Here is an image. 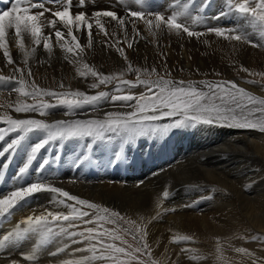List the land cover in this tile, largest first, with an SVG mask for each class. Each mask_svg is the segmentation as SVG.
Segmentation results:
<instances>
[{
    "label": "bare ground",
    "instance_id": "1",
    "mask_svg": "<svg viewBox=\"0 0 264 264\" xmlns=\"http://www.w3.org/2000/svg\"><path fill=\"white\" fill-rule=\"evenodd\" d=\"M134 1L136 2V0ZM148 1L150 3V0ZM1 2L4 3V10L11 7V3L8 0H1ZM34 2L40 1L34 0ZM225 2L227 5V0ZM43 3H45L46 7L55 10L57 6L62 5L63 0L55 1V3ZM122 3L120 0H86V6L81 8L78 6V0H73L72 12L85 11L90 16L94 10H113L119 16L127 18V14L122 13ZM125 3L127 2L125 1ZM130 3L127 4L131 5ZM159 4H163V2ZM144 5L145 2L143 4L135 3L132 10L142 11L145 7ZM152 5L153 7L151 8L154 9L155 6L153 3ZM170 5L173 4L170 3ZM170 5L163 4L158 11H161L166 16L172 9H168L171 7ZM124 6L125 4H123V8ZM173 9L175 10V8ZM34 11H41V9H34ZM208 13L206 16L207 20L205 19L209 23L208 26L216 25L221 19L224 20L225 18L222 16L219 19H213L217 13L215 11ZM232 13L240 15L234 10ZM46 17L51 18V14H46ZM106 20H110V18H106ZM208 26L206 25L205 28ZM57 27L61 28L66 34L67 30L63 29L62 25L58 23ZM136 27L140 35L134 37V51H129L124 46L123 32L117 28L115 22H111L109 25L110 32L113 28L117 32V36L111 39H121L119 46L125 50L134 67H140L141 69L148 68L149 70L152 67H156L160 76H165V78L175 81L192 82L195 86L206 90L207 88L200 84V81H235L238 86L246 90L247 88L259 90L260 94L254 93V95L264 97V90L259 87L260 85L249 83L248 80L231 75L233 69H239L241 65L260 72L264 71V54L262 55L257 49L247 44L226 45L227 43H223L221 37H217L215 34L191 38L186 37L184 34L178 35L175 32H168L165 28L163 31H158L156 36H152L149 34L147 26L142 20L137 21ZM127 29L129 41L131 39L133 41L131 23L127 25ZM52 31V29L47 27L44 29L45 34ZM92 32L93 45L91 48L86 47L84 53L85 61L90 66H95L98 71L104 74L116 73L119 75L120 71L127 68L126 62L114 48L106 47L104 43H101V41L106 40L110 42V38L99 34L95 27H93ZM77 35L80 36L81 44L87 45L88 38L86 33H77ZM67 40L70 41L71 38L68 37ZM205 41H208V43H205ZM50 42L53 44V52L51 54L43 48V43L36 46L32 44L30 39L25 40L26 48H36V52L28 58L27 62V67L31 68V76L27 75L24 56L19 50L15 39H11L8 42V47L15 64L8 65L3 57L2 50H0V75L15 76L17 78L16 81L0 80V104L10 101L14 105L19 101H25V99L37 100L36 98L42 97L22 96L14 91L15 88L20 87L15 86V84H11L13 87H8V83L10 82L18 84L17 81L21 74L14 72L17 66L25 68L24 78L27 85L35 81L40 87L49 90H79L84 91L86 94H91L92 91L97 92L104 88V85H101L98 89L89 88L91 83L96 82L95 79L91 76L87 78L78 76L76 67L79 65H74L64 59V53L56 43L54 36ZM219 74L228 75V78H218ZM124 78L135 80L136 76L135 73L129 77L125 74ZM152 78H155V74ZM61 82H63V88L59 86ZM108 87H111L112 93H119L121 91L142 93L145 91L142 85L131 89H128L127 86L116 89L115 81L109 84ZM108 87L106 89L109 90ZM26 90L31 91V88L27 87ZM112 93L110 92V94ZM58 99L61 98L49 97L48 100L56 102ZM133 102L130 103L133 104ZM116 104L118 107L123 108L121 102H116ZM107 105L106 101L99 103L95 107L86 105L82 109L67 115L65 114L67 109L64 106L48 109L47 113L43 115L38 112L16 113L12 108L0 107V115L7 112L14 119L33 118L54 123L55 121L72 117L74 114L95 116L102 112H107L111 108ZM124 107L128 109L127 111L133 110L130 107ZM168 119L170 117H162L159 121H166ZM224 125L222 126L220 123L212 125L198 124L195 127H185L155 137H152V135L141 136L132 141L133 150L129 155H127V152V156L117 165H107V162H103V154L107 142H109L108 146H116L118 143L121 144L120 142L124 141L123 137L119 138L120 140L118 141L113 139L103 141L93 137L64 139L65 143L68 142L69 144L70 142L72 146H75L76 143L91 144L89 149L91 148L90 150L94 151L95 160L91 166L88 162L87 170L86 168L82 170L83 164L87 161L73 166L75 161H67L69 158L67 160L63 158L65 161L62 160L60 162L53 160L55 147L52 146V141H54L52 140L47 144L50 150L49 157L53 160L46 164V167H49V170H51L49 175H45V173L43 175L39 171L44 158L42 155L37 154V158L33 161L28 171L31 175H27L30 181L24 182L27 185L33 182H43L55 187L60 186L78 198L88 200L97 205L111 204L113 208L126 211L136 220L147 225L145 229L147 231V243L152 248L153 256L161 264H192L191 261L185 260L183 254L179 253V245H182V242H172L174 236L186 233L211 235L214 243L218 242L217 248L211 249L215 253L211 254L215 255L221 264H264V240H262L264 237V130L239 128L228 124ZM6 127V123L0 122V128ZM176 133L180 139H172ZM17 135L18 133L4 132L5 138L4 140H0V150H3L7 143H10ZM166 135V138L170 140L169 143L166 146L162 144L160 147H156L155 143L157 139L163 141ZM183 135L186 138H183ZM33 137L36 139H31ZM150 137L152 138V143L149 145L148 139ZM42 138H45V133L42 130L28 133L25 135V139L21 141V146L24 147L23 155L18 156V153H16L15 159H12V161L9 158L11 151L4 156H0V198L16 188L26 186L22 185V177L17 178V173L19 168L27 161V154L33 143H38ZM62 142L64 143V141ZM58 143L57 145H59ZM111 148L113 149V147ZM17 149L15 151H19L20 148ZM84 151L87 150L83 148L79 157L84 155ZM66 152L70 151L67 150ZM88 155L90 156L89 153ZM64 157L66 156L64 155ZM111 157L112 159L115 158V156ZM92 158L90 156V159ZM255 162L257 164L261 163L262 166L255 169L253 164ZM66 165L70 167L72 172L76 170L77 175L73 177L72 173L68 174L70 179L67 180L70 181H66L68 182L66 184L63 183L64 180L61 177L60 180L56 179L54 181L53 178H56L58 173L56 176H52V170L57 167L64 168L63 166L66 167ZM91 167L95 169L90 170ZM104 170L113 171V175H109V173L104 174ZM64 172L67 173L66 170ZM63 173L61 174L63 175ZM90 173H94L95 175L91 176ZM154 178H157V180L153 183L151 180ZM201 178H204L206 182L211 181L213 184L215 183L216 186L214 187L211 183L205 184ZM192 181L198 183V187L202 188L201 195H195L197 201L198 198L202 199L205 196H213V198L210 201L202 200V203H190L189 201H191L192 197L189 198L188 191L182 189V183ZM165 190L169 192L167 199L163 198ZM203 190L211 192V195H205ZM57 195L51 191H42L22 201L12 211L11 215L6 219L0 220V239L11 231L23 218L29 215H39L46 211H62L67 213L70 210L67 204H73L74 202L66 201V204L56 206L52 204V201H57ZM158 196L162 201L160 208H157L155 204ZM77 207L80 206L77 205ZM157 216V219H153V217ZM74 224L84 225L81 221H74ZM64 226L67 227V224ZM129 230L132 231L131 228ZM252 235H256L258 240H250L249 237ZM68 240L70 239L67 236H57L47 244L38 245V236L30 234L23 240L9 241L3 247H0V264H12L13 261L18 262V264H62L66 259L78 258L85 253L81 252L69 255L79 246V243H69ZM220 241H225V244L221 245ZM65 245H68L65 251L57 255H51V253L56 252L57 248H64ZM237 248H245L248 250V253L237 252ZM33 253H35L36 258L32 261L27 260L26 257ZM214 260L216 259L214 258Z\"/></svg>",
    "mask_w": 264,
    "mask_h": 264
},
{
    "label": "snow or ice",
    "instance_id": "2",
    "mask_svg": "<svg viewBox=\"0 0 264 264\" xmlns=\"http://www.w3.org/2000/svg\"><path fill=\"white\" fill-rule=\"evenodd\" d=\"M11 7L7 10L0 9V50L8 65L15 64V61L10 53L8 42L15 39L19 50L23 53L27 75L31 76V68L27 67L28 58L33 56L36 48H26L25 40L30 39L32 44L39 46L43 43V48L51 54L53 52V44L50 42L54 36L56 43L64 53V59L76 67V73L82 78L89 76L93 77L96 82L89 85L91 89H98L101 85H109L116 82L118 89L127 86L128 89L137 86H144L145 92L139 96L133 94H112L111 102H121L122 106L130 107L133 110L124 112H107L103 119H77L73 121L58 120L54 123L45 122L43 119H14L5 112L0 115V122L6 123V128H0V140H4V132L18 133L16 138L0 150V156H4L8 152H14L21 141L25 139V135L36 130H42L45 133V138L30 148L27 154V161L19 168L17 178L22 177L30 168L33 161L37 158V154L52 140L59 139H79L81 137H98L104 139L107 133L121 135L125 143H132L134 139L141 136H158L164 135L171 129L184 127H195L198 124L212 125L220 123L221 125L228 124L239 128L260 129L264 130V97L256 96L247 91L243 87L236 84L235 81H219L199 83L207 88L205 91L198 88L192 82L175 81L165 78L158 74L157 68L152 67L141 69L134 67L129 60L126 52L121 48L119 39H111L117 36L116 29L109 31L111 22H115L124 35V42L131 48L133 46L134 37L140 35L136 27L137 21L142 20L147 26L148 32L152 36H156L158 31H163L165 28L168 32H175L178 35L187 34L188 37H201L207 34H215L217 37H223L229 41L248 43L253 47L260 45L255 44L250 40L249 36L240 30L239 27L225 28L221 26L206 27V31L193 30V25L200 22L201 16L193 15L197 9L192 5L195 0H176L175 5L171 7L178 9L171 11L170 15L165 17L161 11H138L127 9V18L119 16L113 10H94L89 16L85 11L72 12L73 0H63L62 5L53 8L46 7L43 2H34V0H8ZM55 3V0H53ZM207 6L210 0H201ZM136 3L143 4V0H136ZM255 4L253 7L252 4ZM228 11L219 12L213 19H219L231 13L233 10L242 17L250 16L252 21L257 23L259 31L264 34V0H227ZM78 6L83 8L86 6V0H78ZM41 9V11H34ZM205 8H200L198 11L203 13ZM51 14V18H47L46 14ZM151 17V18H149ZM110 18V20H106ZM135 18V19H132ZM187 19H191V25L187 23ZM62 25L66 29V34L57 24ZM132 24L133 41H129L127 25ZM45 27L52 29V32L45 34ZM95 27L99 34L109 41H101L106 47L115 48L118 54L124 59L127 68L116 73L104 74L98 71L95 66H90L84 59L85 49L91 48L93 45V32ZM14 31V35H13ZM77 33H86L88 42L87 45H82L80 36ZM71 40L68 41L67 38ZM208 43V41H205ZM244 72H250L248 68L240 66ZM14 72L20 73L18 84L20 87L14 91L25 97H63L58 99L57 103H26L17 102L14 105L16 113L38 112L41 115L45 114L46 110L64 106L67 109L65 113L70 114L82 109L84 106L95 107L99 102L108 99L110 93L108 91H98L94 95L86 94L84 91H54L47 88H42L32 81L30 85L26 84L24 78L25 68L15 67ZM125 72L135 73L136 79H125ZM155 78L153 79V75ZM256 75V73H250ZM167 75V74H166ZM264 77V72L259 73ZM0 80H14L15 76L0 75ZM249 83H257L255 80L248 81ZM60 88H63V82L60 83ZM27 87L31 91L26 90ZM135 101L134 104L130 103ZM0 107L12 108L13 104L6 101L0 104ZM162 117L173 118L171 123L163 126H156L155 122ZM255 117V118H253ZM88 147H91L89 144ZM90 160V156L83 155L75 161L76 164H83ZM123 157L119 151L115 153V158H110L107 165H117L121 163ZM49 163L48 158H44L40 168H43ZM51 191L58 194L59 203L66 204V201H72L73 204H67L70 209L67 213L62 211H46L39 215H29L23 218L15 227L0 239V247H3L9 241H19L28 237L30 234L38 236V245L47 244L50 240L57 236H67L73 244L87 242L85 248H75L73 253L88 252L91 255H81L78 258L66 259L62 264H90L94 260H111L113 264H128L126 260L121 259V256L129 257L137 261V264H146L140 256L147 255L151 258L152 252L147 243V231L140 234V229L137 228V233L133 234V239H137L139 235V246L133 249L130 253L127 248L118 246L114 242L124 241L115 230L103 228L101 222L116 223V217L120 214L116 211L101 208L100 205L89 202L88 200L78 198L71 195L59 187L52 186L43 182H33L25 187H19L11 191L7 195L0 198V220L6 219L11 215L12 211L28 197L33 194ZM169 192H163V198L167 199ZM161 199L158 196L155 204L157 208L161 206ZM79 205L80 207H77ZM93 210L92 212L84 211L83 208ZM174 211V209H172ZM92 215L93 220H88L86 217ZM159 215V214H158ZM153 217V219H157ZM122 219V217H121ZM74 221H81L84 225L95 222L97 228L85 227L82 231H70L77 227ZM67 224V227L64 225ZM76 237L81 239L77 240ZM190 236L184 235L173 237V242L190 241ZM253 240L258 239L257 236L252 237ZM94 241V243H93ZM68 245L64 248H57L56 252L51 255H57L65 251ZM131 248V245H128ZM219 247V246H218ZM185 251V249H182ZM237 252L248 253L245 248H237ZM99 253V255H97ZM35 253L28 255L27 260H34ZM195 258V257H194ZM12 264H18L13 261ZM152 264H157L155 260Z\"/></svg>",
    "mask_w": 264,
    "mask_h": 264
},
{
    "label": "rangeland",
    "instance_id": "3",
    "mask_svg": "<svg viewBox=\"0 0 264 264\" xmlns=\"http://www.w3.org/2000/svg\"><path fill=\"white\" fill-rule=\"evenodd\" d=\"M121 1V3H122V13L124 14H127V10L126 9H128V8H130L131 7V9H132V7H134V4L136 3L134 0H125L127 3H130V1H131V5H128L127 3H125V1L123 0H120ZM167 0H150V3H148L149 1L148 0H143V2H145V7H144V9L142 10V11H146L147 10V8H148V10L147 11H157V10H159L161 7H162V5L164 4V5H167L168 4V6L170 5V3L171 4H173V5H175L176 4V0H168L167 2H166ZM171 1V2H170ZM163 2V4H159V3H162ZM183 2H187V0H183ZM234 2H237V0H234ZM132 3H133V5H132ZM147 3V4H146ZM152 3L154 4V9L153 8H151V7H153V5H152ZM156 3V4H155ZM167 3V4H166ZM123 4H125V6H124V8H123ZM138 4V3H137ZM127 5V6H126ZM150 5V6H149ZM157 5V6H156ZM198 5V6H197ZM130 6V7H129ZM168 6H166L167 8H168ZM171 6V5H170ZM252 6L254 7L255 6V4L253 3L252 4ZM127 7V8H126ZM147 7V8H146ZM192 7L193 8H195V9H197V11L196 12H193V15H199V16H201V20H200V22L198 23V24H196V25H193V30H196V31H206V28H205V26L207 25H209V23H207V21H205V19H206V16L209 14L208 12H210V11H212V12H214L215 11V13H219V12H221V11H225V12H227L228 11V4L226 5V2H225V0H210V3H208L207 4V6L205 7V5L201 2V0H195V3L192 5ZM210 7V8H209ZM146 8V9H145ZM151 8V9H150ZM170 8H172L173 9V7H169L168 9L170 10ZM200 8H205V10H204V12L203 13H200L198 10L200 9ZM150 9V10H149ZM168 9H167V11H168ZM172 9L170 10V11H172ZM209 11H208V10ZM174 10V9H173ZM175 10H178V9H175ZM208 12H207V11ZM146 11V12H147ZM169 11V14H171V12ZM169 14H167V15H169ZM166 15V16H167ZM165 16V17H166ZM225 18H224V20H225V22H224V20L223 19H221L220 20V22L219 23H217L216 25L217 26H221V27H225V28H233V27H239L240 28V30L241 31H243L245 34H247L248 36H249V38H250V40H252L255 44H257V45H260V46H257V47H253V46H251L250 44H248V43H243V42H236V41H229V40H227V39H225V38H223V37H221V39L223 40V43L225 42V44L226 45H231V44H236V45H240V44H247V45H249L250 47H253V48H255V49H257L262 55L264 54V34H262L260 31H259V26H258V24L257 23H255V22H253L252 21V18L250 17V16H247V17H242V16H240V15H236V14H234V13H229V14H227V15H225L224 16ZM207 20V19H206ZM225 24H224V23ZM187 23L188 24H190L191 25V19H187ZM222 23V24H221ZM216 25H212L211 27H216ZM183 35V34H182ZM186 37H188L187 36V34H184ZM192 38V37H191ZM197 38V37H196ZM120 41H121V39H120ZM130 41H132V39L130 40ZM123 44V43H122ZM124 46H125V48L127 49L128 48V50L130 51V50H133V46H134V44H133V46L131 47V48H129L128 46H127V43H124ZM115 49V48H114ZM116 51V50H115ZM134 51V50H133ZM117 52V51H116ZM244 67V66H243ZM245 68H247V67H245ZM249 70H250V72H244L243 70H241V67H239V69L238 68H236V69H233V71L231 72L232 74L231 75H233V76H235V77H240V78H242V79H245V80H248V81H250V80H255V81H257V84L258 85H260L259 87L262 89V90H264V77H261L260 75H259V73H262V72H264V71H257V70H255V69H252V68H248ZM255 70V71H254ZM250 73H256V75H251ZM125 74H127V76L129 77V76H131V75H133L132 73H129L128 74V72H125ZM219 77L218 78H223V79H227L228 78V75L226 76L225 74H219L218 75ZM14 85L15 84V86H20L19 84H17L16 82L14 83V82H10V83H8V87H13L12 85ZM104 88L103 89H101V90H99V91H108L109 93L111 92L112 93V91H111V87H108V85H107V87L109 88V90L108 89H106L105 88V85L103 86ZM198 88H200V87H198ZM116 89H118L117 87H116ZM205 91H207L206 89H204ZM247 90L248 91H250V92H252L253 94L255 93V94H260V92H259V90H256V89H249V88H247ZM255 90V91H254ZM98 92V91H97ZM126 92V93H125ZM128 91H121V92H113L114 94H117V95H122V94H133V95H136V96H139L141 93H136V92H131V93H127ZM143 92H145V91H143ZM142 92V93H143ZM112 93V94H113ZM94 94H96V91L94 92V91H92L91 92V94H89V95H94ZM112 94H110L109 95V97H108V99L107 100H105L106 102H107V106H110L111 108L107 111V112H124V111H127L128 109H125V107L123 106V108L121 107H118L117 106V104L115 103V104H113L112 102H111V95ZM44 97H46V98H44ZM44 98V99H43ZM57 98H59V97H57ZM60 98H63V97H60ZM37 100H35V99H31V100H27V99H25V101H19V102H26V103H30V104H32V103H52V104H55V103H57V101L56 102H50L48 99H49V97L48 96H43L42 95V97H40L39 99L38 98H36ZM33 101V102H32ZM46 101V102H45ZM103 101H101V102H99V103H102ZM98 103V104H99ZM135 103V101L133 102V104ZM15 105V104H14ZM14 105H13V107H12V109L14 110ZM116 108H115V107ZM114 107V108H113ZM123 110V111H122ZM47 111V110H46ZM107 112H102V113H100V114H98V115H95V116H98V118L99 117H101V118H104V116H105V114L107 113ZM45 113H47V112H45ZM74 113V112H73ZM253 118H255V117H253ZM172 119L173 118H170V119H168V120H166V121H160V122H152L154 125H156V126H163V125H165V124H168V123H171L172 122ZM68 121H73V120H68ZM221 125V124H220ZM222 126H225V125H222ZM185 128V127H184ZM178 129H181V128H178ZM178 129H171V130H169L168 132H174V131H176V130H178ZM122 136L121 135H118V134H114V133H107L106 134V136H105V138L104 139H100V138H98V137H93V138H95V139H98V140H103V141H110V140H120L119 138H121ZM153 137V136H152ZM81 138H84V137H81ZM12 139V138H11ZM31 139H36L35 137H33V138H31ZM42 139H44V138H42ZM58 141H60L59 143H58ZM62 141H64V143L66 142L64 139H59V140H57V143L59 144V145H57V143H56V140H54V141H52V146L53 147H55V155L53 156V160H58L59 162L60 161H65V159H63V158H66V160L69 158V160H67V161H77V159L79 158V155L82 153V149L84 148V150H87V151H84V155H88V153L90 154V156H91V158L92 159H90L89 161H87L85 164H83V166H82V170H84L85 168H86V170H87V168H88V164L91 166L92 164H94L93 163V161L95 160L94 159V151L93 150H90L89 149V147H88V144H86V145H84V144H82V143H76V145L74 146H72V144H70V142H69V144H68V142L67 143H63ZM152 138L150 137L149 139H148V144L150 145L152 142ZM53 143H54V145H53ZM121 144H117L116 146H112V145H110V146H108L109 145V142H107V145H106V148H105V150H104V154H103V162H107L110 158H112L111 156H115V153L117 152V151H119L120 153H121V155H122V157L124 158L125 156H127V155H129V153H131V151L133 150V143H125L124 141L123 142H120ZM67 144V145H66ZM79 144V145H78ZM105 144H106V142H105ZM63 145H66V146H63ZM83 147H81V146ZM91 145V144H90ZM118 145H120V146H118ZM33 146H34V143H33ZM64 148V147H66V148H62V147ZM129 146H130V148H129ZM76 147V148H75ZM111 147H113V149L111 148ZM17 148H20L19 149V151H14V152H11V154H10V159H11V161H12V159L14 160L15 159V154L16 153H18L17 155L18 156H21V155H23V151H24V147H22L21 146V144H20V146L18 145V147ZM80 148V149H79ZM125 148V149H124ZM54 149V148H53ZM65 149H66V151L68 150V151H70V152H66L65 151ZM71 149H73V150H71ZM16 150H18V149H16ZM110 150V151H109ZM65 151V152H64ZM73 153H72V152ZM108 151V152H107ZM148 151V150H147ZM50 152V150H49V146L48 145H45V147L44 148H42L41 150H40V152L38 153V155H42V157L43 158H48L49 159V161L50 162H52L53 160L49 157V153ZM128 152V153H127ZM20 153V154H19ZM41 153V154H40ZM44 153V154H43ZM64 153V154H63ZM66 153V154H65ZM106 153V154H105ZM124 153V154H123ZM126 153H127V155H126ZM13 154V155H12ZM46 154V155H45ZM48 154V155H47ZM68 154V155H67ZM71 154V155H70ZM11 155H12V157H11ZM64 155L66 156V157H64ZM93 155V156H92ZM62 156V157H61ZM72 156V157H71ZM89 156V155H88ZM10 161V162H11ZM72 161V162H73ZM92 161V162H91ZM89 162V163H88ZM10 164V163H9ZM254 164V168L255 169H258V168H260L262 165H261V163H259V164H257L256 162L255 163H253ZM77 166V165H79V164H76V163H73V166ZM258 165V166H257ZM256 166V167H255ZM64 168H60V167H57L56 169H53L52 170V176H56V174H57V176L59 175V177H57L56 176V178H53V180L55 181L56 179H58V180H60V177L61 178H63V183H68V182H66V181H70V180H67V179H70L69 178V176H68V174H70V173H72V176L73 177H75L76 175H77V172H76V170H73V172L70 170V167H67V165H66V167L65 166H63ZM48 169V170H47ZM70 171H69V170ZM94 170L95 168H93V167H91L90 168V170ZM64 170H66L67 171V173L66 172H64ZM151 170V169H150ZM149 170V171H150ZM29 171V170H28ZM28 171L26 172V174L24 175V176H22V185L24 184V186L26 185L27 186V184L24 182V181H26L27 182V180L28 181H30L29 179H28V177L29 176H27L29 173H28ZM39 171H41V173L44 175V173H45V175H49V172L51 171V170H49V167H46V165L43 167V168H39ZM61 171V172H60ZM64 172V173H63ZM113 172V171H112ZM111 171H105L104 170V174H108L109 173V175H113V173H112ZM61 173H63V175L61 174ZM67 175V177H66V175ZM91 174V176L92 175H95L94 173H90ZM149 174V173H148ZM30 175V174H29ZM43 175H41V176H43ZM64 176V177H62V176ZM151 175V174H150ZM27 176V177H26ZM31 176V175H30ZM66 177V178H65ZM110 177V176H109ZM31 178H33V177H31ZM66 180H65V179ZM202 179V181L205 183V184H210L211 183V185H213L214 187L216 186V184L214 183L213 184V182H211V181H208V182H206L205 181V179L204 178H201ZM157 180V178H154V179H152L151 180V182H155ZM255 180V179H254ZM60 182V181H59ZM57 183V182H56ZM192 184V185H191ZM189 185H191V186H189ZM59 188H61L60 186H59ZM186 188V189H185ZM195 188V189H194ZM197 188V189H196ZM61 189H63V188H61ZM175 189V188H174ZM182 189L183 190H186V191H188V193H189V198H191L192 197V199H191V201H189L190 203H193V202H198V203H202V200H205V201H210L212 198H213V196H211V197H208V196H205V198H202V199H200V198H198V201H197V197L196 196H200L201 195V192H202V188H200V187H198V183H196L195 181H192V182H185V183H182ZM64 190V189H63ZM66 190V189H65ZM69 190V189H68ZM204 191V190H203ZM0 192H1V190H0ZM200 192V193H199ZM203 193H205V195H211V192H209V191H204ZM196 195V196H195ZM204 195V194H203ZM57 197H58V195H57ZM184 198H187V197H184ZM59 199H61V197H58L57 198V201H55V200H53L52 201V204H55L56 206L57 205H60L61 203H59L58 202V200ZM63 199V198H62ZM200 199V200H199ZM62 206V205H61ZM101 206V208H107V209H109V210H111V211H116V212H118L119 214H120V217H116L115 219H116V223H106V222H101V225H102V227H101V229L100 230H103V228H107V229H110V230H115L116 232H117V234L124 240V241H127V243L125 244V243H121V240H115V241H108V242H114V243H116L118 246H121V247H125V248H127L128 249V251L131 253L132 251H133V249H135L136 247H138L139 246V244H138V239H139V235H137V239H133V234H136L137 233V228H139L140 229V234H142L144 231H145V229H146V227H147V225L146 224H143V223H141L139 220H136L133 216H131L129 213H127L126 211H122L121 209H118V208H113V207H111V204L110 205H100ZM62 209V208H61ZM60 209V210H61ZM114 209V210H113ZM83 210L84 211H89V212H91L92 210H90V209H87L86 207H84L83 208ZM118 210H120V211H118ZM122 211V212H121ZM121 217H122V219H121ZM86 219H88V220H93L94 219V217L92 216V215H89L88 217H86ZM74 223V222H73ZM75 223H77V222H75ZM79 223V222H78ZM143 224V225H142ZM77 225V224H76ZM146 225V226H145ZM141 226H143V227H141ZM85 227H93V228H97V224L95 223V222H93V223H91V224H88V225H77V227H75V228H72V229H70V231H82ZM129 228H131L132 229V231L131 230H129ZM184 235H187V236H190L192 239L190 240V241H180V242H182V245L180 244L179 245V253L182 255L183 254V256H184V258H185V260L186 261H191L192 262V264H221V262L220 261H218L217 260V257L215 256V255H212V254H214L215 253V251L213 250H211V249H216L217 248V245H218V242H215L214 243V240H213V238H212V236L211 235H208V234H200V233H186V234H182V235H180V236H184ZM253 236H256V235H252V236H250L249 238H250V240H252V237ZM175 237V236H174ZM176 237H179V236H176ZM78 238V239H77ZM76 239L77 240H79V237H76ZM81 239V238H80ZM261 239H262V237L260 238V241H261ZM256 240H258V239H256ZM262 240H264V237H263V239ZM69 241V243H71V241L70 240H68ZM172 242H173V239H172ZM180 242H173V243H180ZM221 242V245H224L225 244V241L224 242H222V241H220ZM93 243H94V241H93ZM200 243V244H199ZM78 244V243H77ZM87 244V242H84V243H79V246H81V247H83V248H85L86 245ZM198 244V245H197ZM202 244V245H201ZM128 245H131V248H129L128 247ZM79 246H77L76 248H78ZM213 246V247H212ZM81 247H79V248H81ZM181 247V248H180ZM150 248H151V246H150ZM263 248H264V246H263ZM182 249H185V251H182ZM209 249H210V251H209ZM208 250V251H207ZM207 251V252H206ZM151 252H152V248H151ZM205 252V253H204ZM87 253V254H86ZM212 253V254H211ZM211 254V255H210ZM83 255H91L90 253H88V252H85V253H83ZM97 255H99V253H97ZM134 255H137V256H140V259L141 260H144L145 262H146V264H152V261L153 260H155L156 262H157V264H161V262L158 260V259H156L155 258V256H153V254L151 255V258H149L147 255H140L139 253H134ZM213 258H212V257ZM215 256V257H214ZM189 257H191V258H193V259H190ZM195 257V258H194ZM189 260H188V259ZM214 258L216 259V260H214ZM121 259H123V260H126L127 262H128V264H137V261L136 260H134V259H130L129 257H124V256H121ZM190 262V263H191ZM90 264H113V262L111 261V260H108V261H104V260H99V259H97V260H94V261H90Z\"/></svg>",
    "mask_w": 264,
    "mask_h": 264
},
{
    "label": "water",
    "instance_id": "4",
    "mask_svg": "<svg viewBox=\"0 0 264 264\" xmlns=\"http://www.w3.org/2000/svg\"><path fill=\"white\" fill-rule=\"evenodd\" d=\"M96 118H98V116H88V115L80 116V115L74 114L72 117H67V118H64L62 120L68 121V120H77V119H96ZM99 118L103 119L101 117H99ZM159 120H157V122H160ZM166 137H167V135L165 136L163 141H161L160 139H157V141L155 143V146L156 147H160L162 144L164 146H166L169 143V141H170L169 138H166ZM178 138L180 139V137L177 136V133L172 137V139H176V140ZM183 138H186V136L183 135Z\"/></svg>",
    "mask_w": 264,
    "mask_h": 264
}]
</instances>
